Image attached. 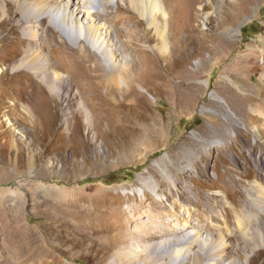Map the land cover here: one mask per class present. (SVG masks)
Returning <instances> with one entry per match:
<instances>
[{
    "label": "rangeland",
    "instance_id": "1",
    "mask_svg": "<svg viewBox=\"0 0 264 264\" xmlns=\"http://www.w3.org/2000/svg\"><path fill=\"white\" fill-rule=\"evenodd\" d=\"M227 1L120 0L119 7L118 0L112 5L100 0L103 10L94 9L111 18L123 15L126 26L137 27L144 40L136 57L149 89L141 93L154 121L141 124L142 135L133 144L112 135L96 145L87 143L88 160L81 157L74 164L71 145L61 149L53 142L69 131L59 130L64 116L50 129L55 134L41 140L34 124L19 121L29 112L13 113L9 98L0 105V235L35 239L32 250L13 241L10 250H0L3 259L24 254L17 264H118L115 248L106 254L103 245H112L126 230L157 226L174 233L184 226L178 235L185 237L182 250L174 254L183 257L179 264H193L202 250L211 252L202 264H264V223L258 221L264 218L259 213L264 205V0H248L245 15L218 28L226 19ZM147 3L154 7L150 18ZM162 4L168 14H161ZM200 5L207 6L212 20L201 15L197 25L187 23L197 40L201 32L207 40L200 49L198 41L189 58L192 47L182 27L186 14ZM9 6L18 21L21 13L14 3ZM167 23L173 27L165 29ZM25 25L35 41L48 35L54 45L73 43L53 23L46 22L45 34L38 22ZM99 25L105 45H116L108 22ZM2 37L0 21V49ZM41 56L46 57L44 50ZM78 57L88 75L102 74L96 62ZM66 88L76 103L82 102L77 84ZM102 94L108 97L105 89ZM116 97L121 105L107 101L111 111H125L140 96ZM31 113L39 126H46L42 109ZM101 125L103 133L108 126L103 117ZM118 125L120 120L113 122ZM93 229L101 231L97 242L102 251L89 246L86 236ZM145 257L140 254L141 260Z\"/></svg>",
    "mask_w": 264,
    "mask_h": 264
},
{
    "label": "bare ground",
    "instance_id": "2",
    "mask_svg": "<svg viewBox=\"0 0 264 264\" xmlns=\"http://www.w3.org/2000/svg\"><path fill=\"white\" fill-rule=\"evenodd\" d=\"M115 1L108 0V4L112 5ZM119 1L118 6L121 7ZM196 1L199 0H194V2ZM33 2L36 4L34 5ZM4 3H1L0 0V21L3 28V48L0 49V105L9 98L13 100V103H10L9 106L13 113L17 110L21 113L23 110L26 113L29 112V114H24L22 121H19L25 126L34 124L36 130L38 129L42 134H40L41 140H47L51 134H55V131L50 132V129L64 116L66 119L64 123L60 124L59 130L68 128L69 131L68 133L63 132L60 138H54L55 141L53 142L61 149H64L63 144L71 145V161L74 164H77L78 159L81 157L85 161L88 160L87 157L90 155L84 151L87 143L96 145L99 140L106 141V138L111 135L126 144L137 142L142 135L141 128L143 126L141 124H149V122L154 121L147 114L151 104L145 95L141 93L149 89L147 88L145 76L139 71L140 65L136 57V53L140 52L138 47L142 39L141 36L139 37L138 28H134V26L133 28L127 27L123 15V17L114 15L111 18L108 15H103L100 10H94L95 8H101L100 0H9ZM12 3L16 5L17 11L21 13V18L18 21L13 18L9 6ZM28 4L33 5V7ZM149 4L147 3L144 6L147 11V18H150L154 13V7H151L153 4ZM248 5H250L248 0L234 2L230 0L226 3L223 7L226 19L220 21L218 28H224L230 23L238 21L245 15ZM158 7L162 15L168 14L163 4L158 5ZM27 8H29L28 11ZM101 10L103 9L101 8ZM201 15L204 16V21L212 20L211 14L207 13V6L203 5L191 9L184 18L186 26L184 25L182 29L185 31V37L188 39L190 47H192L189 58L195 56L194 47H196L198 41H200L198 49L204 47L207 41L203 38L205 34L202 32L199 36L200 39L197 40L193 36L194 28L187 26V23L191 24L192 22L197 25V18ZM101 20L108 22V25H110L109 31L106 30L108 33H116L118 39L116 45L115 42L112 44L109 41L105 45L106 39L101 35L104 28L99 25ZM35 22H38L42 30L44 29V34L47 32L46 22L53 23L57 30L71 39L73 43L69 45L60 42L54 45L48 35H44L41 41H35L30 37L25 27V24ZM169 24L172 26L171 23ZM169 24H164V28H169ZM104 25L106 26V23ZM18 28L23 29L22 35L17 33ZM142 41L144 40L142 39ZM133 45L137 46L134 50ZM168 47V43H165L164 50H167ZM43 50L46 52V57L42 58L41 53ZM78 55L83 58L84 62H96L95 65L102 74L88 75L81 65V59L77 60ZM119 59L122 62L118 63ZM70 83L78 85V93L82 95V102L77 101L78 103H76L72 97L73 92L66 88ZM102 89L106 90L107 98H104ZM119 94L123 96L125 101L133 94H138L140 97L136 104L125 111L121 108L111 111L110 108H107V101L109 104L112 102L121 105L116 97ZM36 108H40L45 112L42 115L43 120L46 121L44 127L36 123L37 118L35 119L31 113V110ZM63 109L62 113L61 110ZM102 117L107 120L108 124L103 133L99 129L102 126ZM118 120H120V125L113 126V122H118ZM150 126L151 129H154V125ZM5 133L7 134V131ZM10 136L12 137V135ZM7 142L12 146V139ZM45 153L46 150L42 149V154ZM99 153L100 151L95 149L96 156ZM14 162L12 164H15ZM131 213L133 212L131 211ZM259 213L264 214V205L263 209L259 208ZM258 221L264 223V218ZM185 229L182 226L172 233L168 229L163 232L164 229L157 226L148 227L144 231L134 227L131 232L126 230L112 242V245H103V249L108 254L110 249L114 247L113 254L116 255L115 260L118 264H179L177 262L183 261V257L180 259L179 256L175 257L174 254L182 250L181 246L184 244L185 237L178 235ZM99 233H101L100 230L93 229L86 236L90 248L97 252L102 251L100 249L102 246L100 243L98 245L97 242ZM164 233H168L169 237L164 238ZM0 239V250L5 249V251L10 250V244L13 241L16 244H27L28 246L24 250L28 248L32 250L35 245V239L27 235H19L16 238L12 236L1 238L0 235ZM262 241L260 256H264V230L262 231ZM141 253H146L143 260L140 259ZM209 254L211 252L202 250L196 256V261L193 264H200L203 262L204 257ZM23 255L20 254L15 259H3L0 256V264H17ZM258 255L259 253L256 256L260 257ZM223 263L224 261L221 264ZM211 264H215V262Z\"/></svg>",
    "mask_w": 264,
    "mask_h": 264
}]
</instances>
